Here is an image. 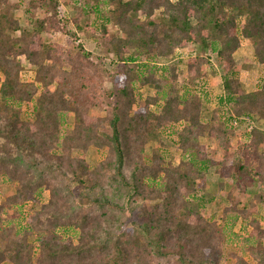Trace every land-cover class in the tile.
<instances>
[{
    "label": "trees",
    "instance_id": "trees-1",
    "mask_svg": "<svg viewBox=\"0 0 264 264\" xmlns=\"http://www.w3.org/2000/svg\"><path fill=\"white\" fill-rule=\"evenodd\" d=\"M59 7L0 0V186H14L0 199V264H264V129L252 124L264 125V0H82L72 18ZM55 29L97 41L114 64L102 116L88 115L87 82L101 62L81 37L74 51L45 42ZM241 39L262 70L248 93L234 71ZM189 44L199 54L178 86L176 66L157 61ZM22 58L34 82L20 79ZM212 64L222 89L209 108L195 81ZM160 133L174 148L146 154ZM90 147L94 166L75 155ZM216 165L228 191L214 219L216 196L200 193Z\"/></svg>",
    "mask_w": 264,
    "mask_h": 264
},
{
    "label": "rangeland",
    "instance_id": "rangeland-1",
    "mask_svg": "<svg viewBox=\"0 0 264 264\" xmlns=\"http://www.w3.org/2000/svg\"><path fill=\"white\" fill-rule=\"evenodd\" d=\"M12 3H16L19 0H10ZM82 3V0H60V7H59V17L63 18L68 17L72 18L75 14L76 8L79 4ZM25 4L20 6L14 12V18L19 19L21 24L24 25L26 20V13H25ZM63 20V19H62ZM59 26V25H57ZM107 30L109 34H114L116 32V27L112 25L107 26ZM63 30L70 31V27H66ZM82 35L70 36L65 34L64 31L62 32L61 29H55L53 33L47 34L44 36L45 42H53L55 44L60 45L63 50L66 51H74L75 47L81 41L83 43V47L85 50L91 52L92 62L98 65L99 61L102 65L99 64L100 70L93 69L90 73L87 74V82L90 86L89 88V98L94 99L96 105L89 109L88 115L91 117H98L102 116V108L100 105V101L102 96L106 93V89L111 88V84L107 81L106 75L103 70H110L112 71L115 67L112 64L111 60L107 57H102L100 54V47H97V41H94L91 38H82ZM81 37V39L79 38ZM93 40V41H92ZM198 47L194 44H189L186 47L178 50L176 54L171 57L170 59H160L157 61V64L161 66H165L168 71L170 66H176V74H177V82L178 86H182L184 84H188L189 81L187 80L186 76V69L184 65V61L187 57L191 56L194 57L198 53ZM100 58V60H98ZM234 60V71L236 72V77L241 82V86L243 91L248 93L256 89V85L258 84L259 78L261 77V67L257 65L253 52L251 43L246 39H241V46L236 50L233 54ZM214 61L213 57L211 56V61ZM204 66L202 70L201 76L195 81V90L201 96H203L204 105L206 107L212 108L219 98L221 94V81H220V74L221 70L219 67L215 66ZM34 67L31 66L25 59H21V71H20V79L23 82H34ZM167 76V72H165ZM53 85L50 89H53ZM142 92L144 94L152 95L153 92L148 88H143ZM28 108L25 107L24 111H27ZM29 112V111H28ZM253 126L258 128L259 130L264 129L263 121L257 120L254 118L252 120ZM71 123V121H70ZM238 133V132H237ZM160 140L163 142V147L170 146L174 148L171 144V139L163 134H159V137L156 140H150L147 145L145 146L146 154H150L152 150L158 149L160 145ZM205 141V140H203ZM171 155H174V151H170ZM75 155L83 158L90 166H94L99 158V155L94 151L93 148H88L85 152H75ZM218 160V159H217ZM217 162V161H216ZM216 170H219V165H216L212 170L208 171L205 179L201 181L203 191L200 193L204 196L205 199H209L212 196H216V199L212 202H208L206 205L205 213L214 219H217L221 215L222 208L226 205L225 202V192L228 191V185L225 184L223 187V191H219L216 183ZM14 192V186L7 181H3L2 185L0 186V199L3 200L5 197L11 195ZM215 198V197H214ZM244 204L247 202V196L240 198ZM29 207H26L28 209ZM260 216L264 220V204L260 207ZM263 224V223H262ZM65 232V231H60ZM69 232H65L67 234ZM1 264H8L6 261L2 262Z\"/></svg>",
    "mask_w": 264,
    "mask_h": 264
}]
</instances>
